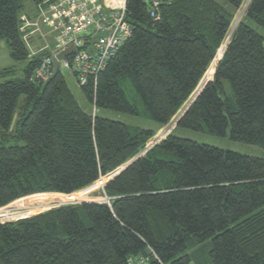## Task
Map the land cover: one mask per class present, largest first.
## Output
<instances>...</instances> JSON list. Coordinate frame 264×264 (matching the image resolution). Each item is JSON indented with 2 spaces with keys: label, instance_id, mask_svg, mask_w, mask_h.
Instances as JSON below:
<instances>
[{
  "label": "trees",
  "instance_id": "trees-1",
  "mask_svg": "<svg viewBox=\"0 0 264 264\" xmlns=\"http://www.w3.org/2000/svg\"><path fill=\"white\" fill-rule=\"evenodd\" d=\"M160 1L152 16L144 0H127L131 38L81 87L93 115L61 73L49 83L32 81L47 53L30 54L22 0H0V46L6 41L12 59L27 63L19 75L13 67L0 71V139L15 143L0 142V209L38 195L78 194L139 157L157 131L98 111L166 127L231 36L174 131L105 184L108 202L0 223V264H192L188 253L207 242L212 264H264V159L175 134L264 149V37L252 27L264 31V0Z\"/></svg>",
  "mask_w": 264,
  "mask_h": 264
},
{
  "label": "built area",
  "instance_id": "built-area-1",
  "mask_svg": "<svg viewBox=\"0 0 264 264\" xmlns=\"http://www.w3.org/2000/svg\"><path fill=\"white\" fill-rule=\"evenodd\" d=\"M164 1V0H162ZM152 16L160 0H144ZM39 20L55 33V44L36 70L32 81L47 82L53 74L54 62L62 52L74 49L60 61L75 77L80 87L103 73L109 62L132 36L127 21V0H45L37 6ZM24 41L40 32L41 25L22 18ZM30 30V31H29ZM150 151V149H148ZM130 264H150L142 258Z\"/></svg>",
  "mask_w": 264,
  "mask_h": 264
},
{
  "label": "rangeland",
  "instance_id": "rangeland-1",
  "mask_svg": "<svg viewBox=\"0 0 264 264\" xmlns=\"http://www.w3.org/2000/svg\"><path fill=\"white\" fill-rule=\"evenodd\" d=\"M22 3L24 5L25 13H27V14L36 13L37 9H36V6L32 0H22ZM246 6H247L246 3L243 4L241 9L237 12V14L234 18V21L232 23V27L230 29L231 35H232L233 31L236 29L239 22L244 18L245 11L247 9ZM252 27L255 30H257L258 33H260L264 37V31L262 29L258 28L255 25H252ZM40 30H41V28H40ZM43 30H45V29L43 28L41 33H37V34H40V35L42 34V36H43ZM230 37H228V40ZM42 38H45V37H42ZM49 43L51 44V41ZM0 47H1V50H0V71L13 67V69H15V70L17 69L16 70L17 75H19V73L21 74V71L23 69H25V67L27 66V63L26 62H23V63L16 62L12 59L11 52L7 46L6 41H2ZM41 47H42V45H41ZM41 47H39L37 49L39 52L34 51V53L37 52L38 54H40V53L46 52L48 55L49 50L47 48H45L42 51ZM222 47H223V45L221 46L220 50L218 51L217 57L219 56V53L222 50ZM30 54L32 55L31 52H30ZM222 56L223 55L221 54L220 60H221ZM33 57H35V56H32V58ZM209 71H210V69H209ZM60 72L64 76L68 87L70 88V90L74 94V96H75L76 100L78 101L80 107L86 113L95 115V113H96L95 108L87 100L83 91L81 90V87L77 84L75 77L71 74V72L65 68H61ZM212 75H213V72H212ZM1 82H2V80L0 79V83ZM97 114L103 118L113 120V121H117V122H121V123L127 124V125L132 126V127L154 129L155 131H157L154 138H152L147 143L146 148L142 152V153H144V152L147 153L149 151L148 149L151 150L152 148H154L156 145H158L160 142H162L168 135H170L174 131V129L176 127L175 122L180 117V115H182V111L172 120V122L169 125L161 128V129H159L154 123L147 122V121L143 120L142 118L131 117L128 115H123V114L115 113L112 111H104V110L98 111ZM175 134H176V136H178L180 138L189 139V140L195 141L199 144H205V145H209L212 147L219 148V149L224 150V151H231V152H235V153L246 155V156L264 159V149H261V148L256 147V146L245 145V144L234 142L229 137L217 138V137L210 136L208 134L195 133L192 131L182 130V129L177 130V132ZM0 142H2V144L6 147L15 145L13 139H8V140H4V141H1V139H0ZM108 181H109V176L102 178L95 185L87 188V191L84 190L78 194H75L77 197H75V198L73 197L72 200H67V198L69 196H64V195L61 196V195H56V194L38 195V196L28 197V198L19 200L15 203L9 205L8 207L0 209V223L18 221L21 219H25L28 217L35 216V215H39L41 213H45L47 211H50L52 209H55V208H58L61 206H65V205H77V204H82L84 202H94V201H99V200H100V202L101 201L108 202V199H107V197H105L104 192H103L104 186ZM197 248L198 249H196L195 251H190L188 253L191 256L193 254H195L194 255V257H195L194 263H192V264H212L211 258H210L211 242H207L203 246H198Z\"/></svg>",
  "mask_w": 264,
  "mask_h": 264
},
{
  "label": "crops",
  "instance_id": "crops-1",
  "mask_svg": "<svg viewBox=\"0 0 264 264\" xmlns=\"http://www.w3.org/2000/svg\"><path fill=\"white\" fill-rule=\"evenodd\" d=\"M36 9H37V6H36ZM38 15H39L38 10H36V13H34V14H27L24 11L23 16H22V18L26 17L29 20H31L32 22L37 21L41 25V30L39 33H41L43 28L45 29V30H43V36H42V34L41 35L36 34V35L32 36V38L30 37L29 39H27L26 44H27L28 48H30L29 50L32 53V56H36V54H38L37 52L34 53V51H38L37 49L39 47H41V45H42L41 50L43 51L45 48H52L55 44V39H54L55 33L43 25V23L39 20ZM22 18H21V21H22ZM22 23H23V21H22ZM22 27H23V24H22ZM42 37H45V38H42ZM49 40L51 41V44L49 43L50 42ZM0 50H1V48H0Z\"/></svg>",
  "mask_w": 264,
  "mask_h": 264
},
{
  "label": "water",
  "instance_id": "water-1",
  "mask_svg": "<svg viewBox=\"0 0 264 264\" xmlns=\"http://www.w3.org/2000/svg\"><path fill=\"white\" fill-rule=\"evenodd\" d=\"M74 52V49H70L68 51L62 52L58 55L57 59L54 62V67H53V74L51 75V77L47 80V83L51 82L54 78H56L59 74H60V61L64 58L69 57L72 53ZM200 94V93H199ZM199 94L197 95V97L199 96ZM196 97V98H197ZM195 98V99H196ZM194 99V101H195ZM193 103V102H192ZM192 103L187 107V109L183 112V114L177 119V121L175 122V124L177 125L178 122L181 120V118L186 114V112L189 110L190 106L192 105ZM146 153L141 154L139 157L135 158L133 161H131L130 163H128L127 165H125L124 167H122L119 171H117L116 173L112 174L109 176V181L112 180L114 177L118 176L121 172L125 171L126 169H128L133 163H135L140 157L144 156ZM108 181V182H109ZM107 182V183H108ZM87 191V189H86Z\"/></svg>",
  "mask_w": 264,
  "mask_h": 264
},
{
  "label": "bare ground",
  "instance_id": "bare-ground-1",
  "mask_svg": "<svg viewBox=\"0 0 264 264\" xmlns=\"http://www.w3.org/2000/svg\"><path fill=\"white\" fill-rule=\"evenodd\" d=\"M247 1H249V0H247ZM246 4H247V2H246ZM246 8H247V7H246ZM238 25H239V24H238ZM234 31H235V30H234ZM234 31H233V33H234ZM228 37H230V36H228ZM228 37H227L226 40H228ZM230 38H231V37H230ZM230 38H229V39H230ZM226 40H225V42H224V44H223L222 50H221L220 53H219V56L216 57V59H215L213 65L211 66L210 71L206 74L205 78L203 79V81H202L201 84L199 85V87H198L196 93L192 96L191 100L186 104V106H185L183 109H187V107H188V106L194 101V99H195V98L197 97V95L202 91V89H203L204 86L207 84V82L211 79L212 72H213V70L215 69V67L217 66L218 62L220 61V55H221V54H222V55L224 54V52H225V50H226V47L228 46ZM222 52H223V53H222ZM144 153H146V152H144ZM142 154H143V153H142ZM73 197L75 198V197H77V196H76L75 194H74V195H70V196L67 198V200H72Z\"/></svg>",
  "mask_w": 264,
  "mask_h": 264
}]
</instances>
